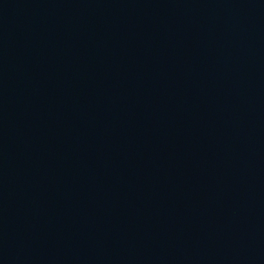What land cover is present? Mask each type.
<instances>
[{"label":"water","instance_id":"water-1","mask_svg":"<svg viewBox=\"0 0 264 264\" xmlns=\"http://www.w3.org/2000/svg\"><path fill=\"white\" fill-rule=\"evenodd\" d=\"M0 264H264V0H0Z\"/></svg>","mask_w":264,"mask_h":264}]
</instances>
